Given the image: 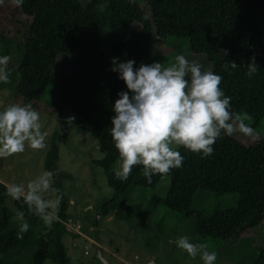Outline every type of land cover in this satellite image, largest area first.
Returning <instances> with one entry per match:
<instances>
[{
	"label": "trees",
	"instance_id": "trees-1",
	"mask_svg": "<svg viewBox=\"0 0 264 264\" xmlns=\"http://www.w3.org/2000/svg\"><path fill=\"white\" fill-rule=\"evenodd\" d=\"M9 27L25 36L16 71L22 102L36 106L55 85L54 112L58 117L72 113L74 126L101 147L104 159L100 163L115 191L101 208L105 217L114 214L126 218L121 202L131 190L155 189L161 182L154 176L148 184L142 166L133 168L127 182L116 179L111 171L119 159L110 134L113 106L118 93L129 90L111 70L106 39L115 58L135 60L137 69L150 58L154 41L168 54L172 49L165 46L167 39L187 40L190 55L205 58L206 71L223 77L220 87L231 97V110L250 116L249 125L256 130L264 120V0H90L86 6L82 0H24L22 6L4 0L0 33ZM222 49L228 51L227 57L220 53ZM253 56L259 67L249 78L246 65ZM230 61L238 67L222 71L221 65ZM213 147V154L206 158L179 147L184 161L170 173L169 194L154 195L149 204L195 219L201 238L235 242L264 224V137L248 145L234 135H222ZM58 153L53 140L46 158L47 171L57 172ZM55 184L60 185L56 179ZM199 191L217 198L238 195L240 199L235 208H217L207 215L193 208ZM6 192V185L0 182V264H71L63 239L80 235L67 228L70 218L63 191L59 219L50 228L29 212L22 200H13L14 208L24 213L30 226L22 238L18 235L20 225L6 208L11 198ZM27 250L29 256L24 260L21 255ZM259 254L254 264H264V248Z\"/></svg>",
	"mask_w": 264,
	"mask_h": 264
},
{
	"label": "rangeland",
	"instance_id": "rangeland-1",
	"mask_svg": "<svg viewBox=\"0 0 264 264\" xmlns=\"http://www.w3.org/2000/svg\"><path fill=\"white\" fill-rule=\"evenodd\" d=\"M82 2L86 6L90 0H82ZM24 46L25 36L14 27H9L0 33V55L12 57L8 66L11 82L0 83V111L9 104L24 105L22 97L17 92L20 76L16 73ZM165 46L172 51L164 54L160 43L154 41L150 58L143 64L151 65L155 62L167 64L172 62L175 56L182 54L189 61L201 63L202 70L206 71L207 60L191 56L187 40L170 38L165 41ZM105 47L112 62L115 56L110 49L108 39ZM55 104L56 86L51 85L42 102L33 106L41 116L43 130L48 132L47 147L37 151L26 146L21 154L0 158V182L5 185L15 183L26 186L30 180L47 171V154L52 141L56 140L59 156L55 163L57 172H55L56 178L53 177V187L59 189L56 195L63 191L68 201L69 218L74 224H80L82 234L89 238L86 239L81 235L77 239L73 235L64 237L63 241L71 264H106L97 257V248H100L107 264H149L151 261L154 264H203L199 257L193 260L186 252L175 246L174 241L181 236H188L193 243L206 242L209 251H214L217 255L215 264L256 262L260 255L259 249L264 248V224L242 236L241 239L227 243L199 237L195 219L186 218L164 206L155 208L150 205L152 196L165 197L169 194L170 178L161 181L155 189L140 187L132 189L128 197L121 202L126 218H119L114 214L107 217L102 215V206L115 196V191L109 186V174L100 163L104 159V154L93 137L77 129L74 124L66 123L67 118L74 116L72 113L66 112L58 117L54 112ZM251 122L252 119L247 121L248 124ZM257 131L259 135L256 139L238 133L234 136L248 145L254 144L261 136L264 137V120ZM117 167L115 163L111 171L114 173ZM55 179L60 185L55 184ZM239 199L238 195L217 198L210 192L199 191L193 208L195 211L210 215L217 208L222 210L235 208ZM6 208L13 213V220L20 225L12 198L7 200ZM60 208L61 205L56 210L57 215ZM21 256L25 260L29 256L28 250ZM45 264L52 262L47 261Z\"/></svg>",
	"mask_w": 264,
	"mask_h": 264
},
{
	"label": "clouds",
	"instance_id": "clouds-1",
	"mask_svg": "<svg viewBox=\"0 0 264 264\" xmlns=\"http://www.w3.org/2000/svg\"><path fill=\"white\" fill-rule=\"evenodd\" d=\"M23 2L11 0L16 6H22ZM3 3L0 0V5ZM220 53L226 57L229 54L223 49ZM11 59L10 55L0 56V83L11 82L8 70ZM112 64L111 70L119 74L129 90L118 93L110 128L119 153L114 174L121 182L128 181L136 166H142L148 184H152L154 176L166 180L173 169L183 165L179 147L206 158L213 154V146L222 135L231 137L238 133L252 139L259 135L247 123L250 116L231 110V97L220 87L223 77L210 70L203 71L198 61H189L181 54L170 63L141 64L138 69L134 68L135 60L121 62L113 58ZM237 67L235 61H230L222 64L221 70ZM246 67L249 78L257 73L255 56ZM75 119L69 117L66 123L72 125ZM43 127L41 116L31 103L7 105L0 111V158L21 154L26 146L37 151L45 149L48 132ZM54 175L53 171H44L26 186L8 184L6 196L22 200L29 212L51 226L59 219L56 210L63 199L62 194L56 195L59 189L53 187ZM23 217V212H17L19 238L30 227ZM174 243L193 260L199 257L203 264H215L217 260L206 242L193 243L188 236H181Z\"/></svg>",
	"mask_w": 264,
	"mask_h": 264
},
{
	"label": "built area",
	"instance_id": "built-area-1",
	"mask_svg": "<svg viewBox=\"0 0 264 264\" xmlns=\"http://www.w3.org/2000/svg\"><path fill=\"white\" fill-rule=\"evenodd\" d=\"M67 228L81 236H83L86 239H89L87 236L83 235L81 232V225L80 224H74L73 221L71 219L68 220L67 222ZM86 254H88V252H86Z\"/></svg>",
	"mask_w": 264,
	"mask_h": 264
},
{
	"label": "water",
	"instance_id": "water-1",
	"mask_svg": "<svg viewBox=\"0 0 264 264\" xmlns=\"http://www.w3.org/2000/svg\"><path fill=\"white\" fill-rule=\"evenodd\" d=\"M97 257L101 259L104 263L107 264V261L103 258L100 248H97ZM149 264H154L153 261H151Z\"/></svg>",
	"mask_w": 264,
	"mask_h": 264
},
{
	"label": "crops",
	"instance_id": "crops-1",
	"mask_svg": "<svg viewBox=\"0 0 264 264\" xmlns=\"http://www.w3.org/2000/svg\"><path fill=\"white\" fill-rule=\"evenodd\" d=\"M77 239V238H76ZM76 239H75V241H76ZM75 241L73 242L74 244H75ZM99 245V244H98ZM150 263V262H149Z\"/></svg>",
	"mask_w": 264,
	"mask_h": 264
}]
</instances>
